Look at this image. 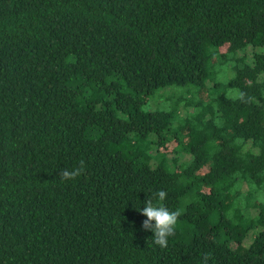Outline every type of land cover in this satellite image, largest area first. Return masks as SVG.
I'll list each match as a JSON object with an SVG mask.
<instances>
[{"label":"trees","instance_id":"obj_1","mask_svg":"<svg viewBox=\"0 0 264 264\" xmlns=\"http://www.w3.org/2000/svg\"><path fill=\"white\" fill-rule=\"evenodd\" d=\"M205 254L264 264V0H0V264Z\"/></svg>","mask_w":264,"mask_h":264},{"label":"clouds","instance_id":"obj_2","mask_svg":"<svg viewBox=\"0 0 264 264\" xmlns=\"http://www.w3.org/2000/svg\"><path fill=\"white\" fill-rule=\"evenodd\" d=\"M87 169L85 160L81 159L78 165L73 168H64L60 170L59 178L61 182L74 181L82 176ZM167 199L165 190H158L152 194V198H147L144 207L138 209L146 219L141 223V227L145 231L154 233L153 241L161 249L168 247L169 238L173 236L179 226V218L183 214V210L176 208L169 209L164 201ZM208 255L205 254L204 264L208 262Z\"/></svg>","mask_w":264,"mask_h":264},{"label":"rangeland","instance_id":"obj_3","mask_svg":"<svg viewBox=\"0 0 264 264\" xmlns=\"http://www.w3.org/2000/svg\"><path fill=\"white\" fill-rule=\"evenodd\" d=\"M226 48H227L226 45L223 46V47H221V51H225ZM199 96H200V98L205 99V97H206V92H205L204 89H202V90L199 91ZM163 103H164V102H163V99H162V98H160V97H153V98H151V99L149 100V102H147L146 107H148V108H150V109H153V108H163V107H164V106H163ZM168 146L170 147L171 144H168ZM207 168H208V167L205 166V167L203 168V171H206ZM242 247L245 248L244 245H242Z\"/></svg>","mask_w":264,"mask_h":264}]
</instances>
